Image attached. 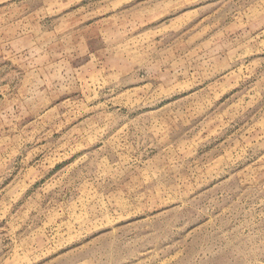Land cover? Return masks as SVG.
Segmentation results:
<instances>
[{
  "label": "rangeland",
  "instance_id": "obj_1",
  "mask_svg": "<svg viewBox=\"0 0 264 264\" xmlns=\"http://www.w3.org/2000/svg\"><path fill=\"white\" fill-rule=\"evenodd\" d=\"M0 264H264V0H0Z\"/></svg>",
  "mask_w": 264,
  "mask_h": 264
}]
</instances>
